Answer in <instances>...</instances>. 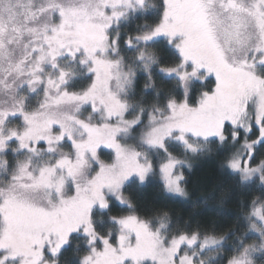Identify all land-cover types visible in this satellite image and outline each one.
Segmentation results:
<instances>
[{"label":"snow or ice","instance_id":"snow-or-ice-1","mask_svg":"<svg viewBox=\"0 0 264 264\" xmlns=\"http://www.w3.org/2000/svg\"><path fill=\"white\" fill-rule=\"evenodd\" d=\"M202 155L261 190L238 227L128 192ZM0 264H264V0H0Z\"/></svg>","mask_w":264,"mask_h":264},{"label":"trees","instance_id":"trees-1","mask_svg":"<svg viewBox=\"0 0 264 264\" xmlns=\"http://www.w3.org/2000/svg\"><path fill=\"white\" fill-rule=\"evenodd\" d=\"M127 27L131 28L132 25ZM159 76V73H157ZM167 88H173L168 78H162ZM160 79L157 84L160 85ZM143 85V74L140 75L137 91ZM196 90H199L197 88ZM184 159L181 153H177ZM191 169L185 168L187 198L168 195L163 192L162 184L155 178H150L144 185L134 184L128 192L142 207H157L168 210L173 220H191L193 226L214 225L217 232H225L228 229L239 226L237 218L240 216L241 205L245 208L251 200L261 195V190L255 184L240 185L238 178L233 177L226 170L219 167L218 155L189 156ZM80 243L74 241L65 249L61 261L74 260L73 249Z\"/></svg>","mask_w":264,"mask_h":264},{"label":"rangeland","instance_id":"rangeland-1","mask_svg":"<svg viewBox=\"0 0 264 264\" xmlns=\"http://www.w3.org/2000/svg\"><path fill=\"white\" fill-rule=\"evenodd\" d=\"M105 151H107V150H105ZM185 168L187 169V167H186V166H185V167H183V169H182V171H183V172L185 171ZM153 178H155V179H157L158 181H160L158 177H153ZM149 180H150V178H149Z\"/></svg>","mask_w":264,"mask_h":264}]
</instances>
